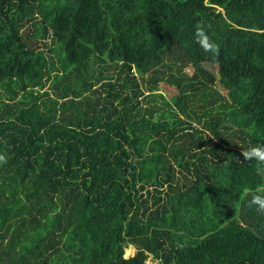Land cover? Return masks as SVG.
<instances>
[{"label": "trees", "instance_id": "1", "mask_svg": "<svg viewBox=\"0 0 264 264\" xmlns=\"http://www.w3.org/2000/svg\"><path fill=\"white\" fill-rule=\"evenodd\" d=\"M261 143L264 0H0V264H264Z\"/></svg>", "mask_w": 264, "mask_h": 264}, {"label": "clouds", "instance_id": "2", "mask_svg": "<svg viewBox=\"0 0 264 264\" xmlns=\"http://www.w3.org/2000/svg\"><path fill=\"white\" fill-rule=\"evenodd\" d=\"M194 41L205 53L213 58L219 57L220 45L209 36L207 26L202 22H198L195 25ZM240 156L243 157L244 161H256L264 166V143L249 146L241 151ZM232 158L234 159V157ZM5 163H7L6 155L0 154V164ZM257 171L264 173V167L259 168ZM244 191L250 192L252 189L245 188ZM248 207H255L258 212L264 213V187L255 190V193L248 201Z\"/></svg>", "mask_w": 264, "mask_h": 264}, {"label": "rangeland", "instance_id": "3", "mask_svg": "<svg viewBox=\"0 0 264 264\" xmlns=\"http://www.w3.org/2000/svg\"><path fill=\"white\" fill-rule=\"evenodd\" d=\"M179 64H180V62L179 61H176V62H174V64L172 63V66H169V68H165V69L158 70L157 73L154 74V76H158V77L163 78V76L166 77L168 74H171V77L168 78L169 83H174V82H177V81H181L182 78L185 77L186 71H178L176 68H177V65H179ZM146 78H147V75L144 77V79L146 80ZM140 83H141L140 86L142 88H144L147 85L146 81L145 82H141L140 81ZM162 86H163V84L160 83L159 84V87L156 88L157 90H155L153 92H160ZM144 91H146V90H144ZM163 94L165 95V97L168 100L171 99V96H167V94L164 93V92H163ZM124 247H125V250H124V256L125 257L131 256L135 252V248L132 245H130V244L125 243L124 244ZM145 264H157V261L154 260V259H152V257L149 256L146 259Z\"/></svg>", "mask_w": 264, "mask_h": 264}]
</instances>
